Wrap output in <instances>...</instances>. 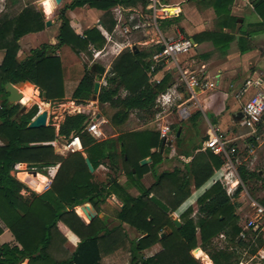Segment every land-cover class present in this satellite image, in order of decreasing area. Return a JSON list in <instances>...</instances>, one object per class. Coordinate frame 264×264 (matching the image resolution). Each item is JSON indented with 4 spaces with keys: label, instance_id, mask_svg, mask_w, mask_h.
I'll return each instance as SVG.
<instances>
[{
    "label": "trees",
    "instance_id": "obj_1",
    "mask_svg": "<svg viewBox=\"0 0 264 264\" xmlns=\"http://www.w3.org/2000/svg\"><path fill=\"white\" fill-rule=\"evenodd\" d=\"M138 1L72 0L60 10L62 23L58 44L33 49L23 59L19 55V42L29 34L45 30L44 14L27 7L16 17L0 18V51L5 52L0 65V139L4 142L0 146V223L20 244V247L2 246L0 264H21L26 260L29 264H102L103 255L120 245L118 232L122 227L110 230L99 217L87 223L85 215L77 208L91 204L101 214L102 206L113 195L124 204L117 215L120 225L127 224L142 234L131 242L130 264H200L191 254L199 242L214 264H239L240 257L234 248L250 246L239 238L242 228L237 209L242 204L233 201L220 183L198 199V221L192 217L193 208H188L180 216L182 226L179 229L170 217L192 196V185L196 189L202 188L225 164L224 159L208 148L211 135L193 155H184L189 158L185 165L188 174L178 169L165 172L149 189L138 187L141 195L133 197L127 194V189L117 179L99 181L89 170L86 159L90 160L94 171L109 161L113 170L119 168L130 182L140 184L143 177L160 162L161 155L152 151L162 146L160 133L134 131L122 133L117 140L98 142L87 130L90 116L86 114L67 115L58 133L52 125L30 129L29 124L40 114L41 108L34 106L18 117L22 107L8 101L6 85L25 82L46 93L48 101L65 100L62 62L56 51L67 46L76 56L88 55L93 61L95 53L91 48L100 50L105 45V38L98 28L88 30L84 36L77 35L66 16L68 10L89 6L104 11L106 19L118 4L135 6ZM232 2L213 0L212 4L221 17L228 15ZM253 7L264 20V0H256ZM105 19L104 25L107 26ZM233 40L231 35L217 33H202L194 37L196 43L210 41L223 50ZM151 57L150 52L128 50L113 62L98 100L100 105H109L117 110L111 118L115 127L122 126L134 111L154 118L158 112V96L173 84L170 75L157 85L151 83L148 75ZM84 68L85 75L72 96L77 104L91 100L94 93L95 76L86 64ZM123 92L127 94L125 97ZM21 103L26 104L25 100ZM58 136L66 139L78 136L85 155L81 152L67 157L58 155L52 145ZM147 158L152 159V164L142 166L141 162ZM16 165L42 174L56 166L59 169L49 190L41 195L32 192L25 196L23 191L28 190L27 187L11 175ZM238 174L247 185L245 167L240 166ZM242 192L243 187L239 186L234 197H239ZM62 227L76 234L81 243L73 253L65 251L63 257H57L53 252H58L62 243ZM166 227L171 228L172 233L161 239ZM3 232L0 226V236ZM221 235L228 242L223 249L214 245L215 239ZM157 244L162 245V251L146 258L144 251ZM256 252L257 249L253 248L252 254Z\"/></svg>",
    "mask_w": 264,
    "mask_h": 264
},
{
    "label": "crops",
    "instance_id": "obj_2",
    "mask_svg": "<svg viewBox=\"0 0 264 264\" xmlns=\"http://www.w3.org/2000/svg\"><path fill=\"white\" fill-rule=\"evenodd\" d=\"M53 1L55 5L62 4L63 7L65 5L71 4L72 2V0H62L60 4H57L55 0ZM43 2L44 0H0V16L7 13L8 11L7 8H9L10 6L12 7V5L19 6L24 4L25 6H34L39 4L44 8ZM255 2L256 0H233V2L228 7L230 11L228 15L224 14L221 17L217 15L213 7L212 4L213 0H140L135 6L118 4L116 7H114L111 10V15L106 19H105L104 11L94 9L89 6L76 8L74 10H68L66 12V16L70 20L71 27L73 28L74 32L77 35L84 36V34L88 30L94 28L99 29V31L105 38V45L100 50L94 47H92L91 49L93 53H95L94 56L95 60H98L99 58L110 59L109 62L110 68L112 67L113 62L125 51L128 50L144 51L139 49L137 47L138 45L141 47H150L145 51L150 52L153 55L155 51L162 48L161 41L167 38L187 37L194 41V37L202 33L227 34L234 37V40L225 50L215 46L214 43L210 41H205L202 43H196L194 41L195 49L193 50V52L194 54L196 55L198 54V55L197 57H194L192 60H188L187 55L181 56L179 58V65L181 71H178L176 69H171L170 71L159 70L153 73L152 75H150L148 72V75L151 79V83H154L155 85L159 84L166 75H171V77L174 78L173 79L174 85L169 86L166 92L158 96L157 100L162 95L168 93H172L174 97L176 96L184 99L185 102H187V107H189V111L191 115L190 119L187 120V122H189L188 124L173 125L169 119L172 113H167L165 109H162L157 104L156 101L157 104L156 109L158 110V112L154 118H148L142 112L134 111L130 114L128 120L124 123V125H122L120 128L117 129L115 128L116 132L114 135H112L110 138L105 137V139H103L105 134L101 129V126L103 124H107V121L105 120L104 116H102L100 113L98 114L92 113V111L86 113L85 109H87L88 106H86V104L89 101H92L91 103L97 106L96 111H99L100 107L103 108L104 106L107 107L109 105H100L98 99L96 101L93 100V95L91 97V100L83 104H77L76 102L73 101L72 99L73 93L80 84L81 80L83 79L85 75V69L78 62V56H76V54L69 47L63 46L56 51V56L59 57L62 62L65 94H66L65 99L74 102L75 103L74 107L77 109L75 110V114H70V115H76V114L89 115L90 116L89 124L97 125V131L92 132L90 134L98 142H102L106 140H117L119 135H121L122 133H130L134 131L149 130L156 133H160V130L163 125L166 124L170 125L171 132L169 134V139L165 140L161 137V139L163 140L162 146L158 150L157 149L152 150L153 152H158L161 155L160 162L153 169H151L149 173H147L143 177L140 184L136 185L130 182L119 168L113 170L109 161H107V164L101 165L97 171H94L96 177L100 178L103 182H107V180L109 179H111L112 181L117 179V181L127 189L128 195L137 197L141 195V191L138 189V187L142 189H149L155 183H157L159 176L165 172H173L175 169H178L182 171L184 174H188L187 167L185 165H187L186 163L189 161L188 160L189 158H186V156L184 155H193V153L196 150H198L200 147L202 148L203 141L210 135L212 137L211 129L218 128L222 133V135H224L227 139L232 141V143L234 142L242 143L245 145L246 148H248L251 151V154L257 153L253 163L247 164L246 167L241 165L245 167L247 171V176H248L247 185H244V183L242 182L237 169V175L239 177L240 183L234 182L233 185L231 184L229 185L230 189L227 188L222 183L225 179V176L228 174L227 169L224 168L226 164L225 163L220 169L215 171L214 176L202 188L196 189L195 186L192 185L191 187L192 198L184 205L183 208H181L180 211L178 212L176 211L170 214V217L173 220H178L182 226L180 216L188 208H193L194 212L192 217L196 221H198L199 220L198 199L202 195H204L210 188H212L216 183H220L225 188L228 195L233 199V201L240 202L242 204L237 209V214L240 217V222L241 223L244 222L245 224L246 218H249L248 221L254 219L255 204H261L264 206V142L261 141V137L258 134L259 127L257 128L255 134H252V131L249 128L248 130L251 131V133L249 134H242L239 130L237 131V129L243 127V125L246 126L243 116V105L245 101L248 99V97L253 93V90L250 89L246 94V97L243 99L238 98L239 93L242 91V88L245 86V84L249 82L250 79H252L253 77L258 76L264 79V52L259 47L260 43L264 42V20H262L260 16L254 11L253 6ZM154 7H156L157 9H170L174 14L168 17H159L155 19ZM247 14L255 16V19L252 18L251 21L247 22L245 18ZM47 16H51V15H47ZM104 19L105 22H107L108 27L104 25ZM58 20L60 24L57 26L58 32L56 37L49 44L46 43V44H42L41 46L58 44L59 29L62 23L59 17ZM245 23H247L246 31L242 29ZM50 27L46 26V28H50ZM44 31L36 34H29L23 37L19 42L20 46L22 45L23 42L26 45H31L32 42L36 40H40L41 38H39V36H42L43 38L44 37L43 34L45 33ZM140 32L144 34L145 40L139 41L137 43L138 45L131 43L130 42L131 34L140 33ZM37 48L32 47L31 50ZM234 48L237 49L238 54L244 58L243 59L244 62L247 63L252 58H254L255 66H256V69L252 72L253 74L239 84H234L233 79L230 80L231 82H228L226 79L227 77L224 69L228 64L221 65L220 63H217L215 58L212 57V55L217 53L224 55L231 54L234 52ZM197 49H199V53H196ZM19 55L21 58V53ZM29 55H26L23 58H26ZM4 56H5V52L0 51V65L3 62ZM196 66L198 67V70L195 69ZM184 76L186 79H190L192 77L193 78L203 77L205 81L209 83H215L216 86L209 89H200V93L194 91L195 94L192 95L187 90V84L183 80L185 79ZM229 76L230 75H228V77ZM104 79L101 82V88ZM29 85H32L35 91L38 92L37 93L38 101L36 100L35 104H37V106L41 108L40 113L44 111L41 104H47L49 106L48 107L49 109L46 110L48 111L47 125L54 126L58 133L60 126L64 122L66 117L62 120L56 118L55 120L58 119L57 122L55 121L54 124H52L51 123L52 116L54 115V113L52 112V106L56 102L41 100L40 96L43 95L41 90L33 84H29ZM23 89L20 90V93H22L24 97ZM126 95H127L126 92L122 94L123 97H125ZM1 103L2 102L0 100V108H1ZM18 105H20L21 107L26 106L23 105V103H21V100L19 101ZM240 107L241 109H239ZM110 108L115 110V113L117 112L116 109L112 107ZM202 112L203 113L208 112L211 115H213L214 121L213 122L203 121ZM225 113H230L232 118L228 119L225 123H223L221 121V115H224ZM114 114L111 116V118L114 116ZM239 114H242V119L237 120V116ZM130 118H135L137 122H141L143 128L142 127L135 128L129 132L119 131V129L129 125L132 122ZM179 121L186 123V121H182L180 119ZM179 132L180 135L178 136ZM64 139L66 138L58 136V139L52 143V145L56 149V152L60 155L70 153V150L67 146L69 142L67 144H63L62 140ZM256 141L259 142L258 147H256L257 146ZM2 145H4V142L2 141V139H0V146ZM80 152L84 154V150ZM147 159L150 160V162L147 165H151L152 159L151 158H147ZM58 169L59 167L51 168L44 175H47L50 178V181L52 182L58 172ZM23 170L26 171L25 169L22 168L20 169V171L13 169L11 175L15 179L20 181V179L16 177V174H18L19 172H24ZM36 173L38 174V172ZM239 186L243 187V192L240 194L239 197H234V194ZM251 190H254L252 195L249 192ZM244 191H246V193L248 194L247 195L248 200L245 198ZM44 192H46V190H43V192L41 193H36V192L35 193L37 195H41ZM161 193L165 194L166 192L161 191ZM107 201L119 207L120 209L118 211H120L124 207V204L115 195L111 196ZM87 205L88 204L79 206L77 210L80 209L82 211V207ZM249 206L250 208L253 207V212L249 211ZM84 215L86 216L85 213ZM97 217L104 220L107 228L110 230H115V228L121 226L120 223H118L116 225H113L111 228H109L106 214L96 213L93 220L96 219ZM0 226L4 230L3 234L0 236V248L4 245H9L10 247L13 246L20 247V244L16 241L14 235L3 224L0 223ZM62 230L64 233L62 235L63 237H61L62 243L59 246V251L53 252V254L57 257H63L65 251L73 253L81 243L80 238L76 234H74L71 231L68 232V230H66L64 227H62ZM263 232L264 229L259 231V234H262ZM171 233H172L171 228L166 227L161 233L160 237L161 239H164L167 236H169ZM141 236L142 234L138 232L136 229L130 227L127 224H123L122 229H120L118 232L120 245L116 249H111V251L108 254L103 255L102 264H129V260H130L129 256L131 254L127 249L130 248L131 242L133 240ZM220 238L222 239L221 240L222 242L228 244L226 238L223 235H221L217 239ZM262 238L263 237L259 236V239ZM245 239L240 238V240L247 242ZM262 240L263 241L261 242V244L258 245L257 252L255 254H252L253 256H251L252 261H250L248 264H263L264 261L262 257L264 256V239ZM253 242H255V240ZM249 244H250L249 247L254 245L251 243ZM219 248L223 249L224 247H219ZM162 249H163L162 245L157 244L154 247L144 251V254L147 252L151 254L154 253L155 251L156 252L155 254L150 255V257H153L156 254L160 253ZM237 249L238 248H234V250ZM197 250H201L204 253V255L209 259L208 261L212 262L210 257L201 248L200 242L198 244V247L194 249L191 252V254L198 261L203 260V258H198L195 255L194 252H196ZM150 257H146V258H150ZM254 260H257L258 263H254ZM244 263H245L244 261L242 262L240 261L239 264H244ZM21 264H29V261L26 260ZM212 264L214 263L212 262Z\"/></svg>",
    "mask_w": 264,
    "mask_h": 264
},
{
    "label": "rangeland",
    "instance_id": "obj_3",
    "mask_svg": "<svg viewBox=\"0 0 264 264\" xmlns=\"http://www.w3.org/2000/svg\"><path fill=\"white\" fill-rule=\"evenodd\" d=\"M27 7H33L34 9H36L37 11H40L44 14L45 16V21L46 23L48 21L52 22V25L50 28H46L45 29V33L43 34V38L42 36H39V38H41L40 40H36L34 42H32L31 45H26L24 42L22 43V45L20 46V53H21V58L20 59H23V57H25L26 55H29L30 53V50L32 47L34 48H37V47H40L42 44H49L51 41L54 40V38L56 37L57 35V26L60 24L59 20H58V17H59V12H60V9L63 7V5H56V9L53 13V15L51 16H47L43 6L41 5H34V6H25L24 4L22 5H19V6H13L12 7L10 6L7 11V13H5L4 15H1L0 18L4 17V16H9V17H16L18 16L25 8ZM246 21L249 22L253 19H255V16L253 15H250V14H247L246 15ZM244 31H246L247 29V23H245V25L243 26L242 28ZM180 37H175V39H179ZM145 40V36L143 33H132L131 34V37H130V42L133 43V44H137L139 41H144ZM20 44V43H19ZM138 45V44H137ZM139 49L141 50H147L149 49L150 47H141V46H137ZM259 47L261 48V50L264 52V42L260 43ZM196 53H199V49L196 50ZM198 55V54H197ZM196 54H194V52L192 51L189 55H187L188 57V60H192L194 57H197ZM234 56V57H233ZM213 58H215V60L217 61V63H220L221 65H224V64H228L224 69H225V74H226V79L228 82H231L230 80L233 79V83L234 84H239V83H242L245 79H247L249 76H251L253 73V71L256 69V66H255V59L252 58L250 61H248L247 63L244 62V58L241 57V55L238 54V51L237 49L234 48V52L231 53V54H228V55H224V54H214L212 55ZM78 62L82 65V67L84 68V64H86L88 67H92V65L94 63H99L103 66L106 67V73H105V79L102 83V86L106 85V77L108 75V73L110 72L111 68L109 67L110 66V59L108 58H102V59H98V60H95L93 59V61L90 59V57L88 55H82L81 57H78ZM85 69V68H84ZM196 70H198V67L196 66L195 67ZM199 69H200V66H199ZM177 73V72H175ZM173 75V74H172ZM228 75H230L228 77ZM95 76V80H96V74H94ZM171 76V75H170ZM172 79H174L172 77ZM179 83V82H178ZM177 84V83H176ZM174 84H172L173 86ZM29 88L28 87H25L23 89V92L25 93L26 97L24 98L25 102H26V106L28 107V111H30L34 106H37V104H35V101L34 98L37 97L38 95L36 94H31V93H27V89ZM34 92V91H33ZM124 94V92L122 93ZM41 100H43V97L40 96ZM175 99L177 100L176 102V105H180V104H183L185 102L184 99L180 98V97H176L175 96ZM23 99H21L22 101ZM34 100V101H33ZM38 101V99H37ZM92 101H89L86 106L87 109H85L86 113H88L89 111H92V113H100L102 116H104L105 120L107 121V124H103L101 126V129L103 130L105 136L103 137V139H105V137L107 138H110L112 135L115 134L116 130L115 128H120V127H115L112 123H111V116L115 113V110L111 109L109 106H104L103 108L100 107L99 108V111H96V108L97 106L96 105H93L91 103ZM46 103V102H45ZM41 106H43L41 104ZM75 103L72 102V101H69L68 99H65L63 101H58L56 103L53 104L52 106V112L54 113V115L52 116V124H54V122L59 119V120H62L64 119L67 115H70V114H75V110H77L75 107ZM77 106V105H76ZM93 106V107H92ZM47 109L49 108H45L44 107V110L46 111ZM241 109V107L239 108ZM96 111V112H95ZM167 112V111H166ZM167 113H172L171 117L169 118L170 119V122L173 124V125H179V124H188L189 122L186 121L185 122H180L179 121V116L177 114V109L175 108V106L171 109L170 112H167ZM202 115H203V121L205 122H213L214 121V116L211 115L210 113L208 112H202ZM56 118H58L57 120H55ZM232 118L231 114L230 113H225L224 115H221V121L223 123H225L228 119ZM132 120V122L119 129V131L121 132H129L131 131L132 129H135V128H139V127H142L143 128V125L141 122H137L135 118H130ZM124 125V124H123ZM240 131L242 134H249L251 133L250 130H248V128H246L245 125H243V127H240L237 129V131ZM258 134L259 136L261 137V141L264 142V122L259 126V129H258ZM70 141V138L68 139H64L62 140V143L63 144H67L68 142ZM257 143V146H259V142L256 141ZM231 145H233L234 147L237 148V154L236 156L234 157V166H235V169L237 171V169L239 168V166L243 165V166H247V164H250V163H253L255 157H256V154H251V151L245 147L244 144L242 143H232ZM55 148V147H54ZM56 151V149H55ZM57 153V152H56ZM58 154V153H57ZM71 154V152L69 153ZM68 153L64 154V155H60L62 157H67L69 155ZM56 167H59V166H56ZM54 167V168H56ZM224 168L227 169V172H232L231 170L228 169L227 165L225 164ZM29 172V171H28ZM33 172V171H31ZM48 172V170L46 171ZM42 176H46L47 178H49L47 175H44L42 173H38ZM19 179V178H18ZM97 179L101 182H103L100 178L97 177ZM22 181V180H21ZM21 183H24V185L27 187L28 190H24L23 193L25 196H29L33 191V193H35L37 191V193H41L42 191V188L43 187H40V186H37L36 188L34 187H30L28 185H26V183L24 181H22ZM32 190H31V189ZM245 192V198L248 200V194ZM251 193V195L253 194L254 190H251L249 191ZM192 198V196L178 209V211L181 210V208L184 207V205ZM244 203H245V200H244ZM252 207V206H251ZM120 208L113 205L112 203L110 202H106L103 206H102V213L103 214H106L107 215V221H108V227L111 228L113 225H116L119 222V220L117 219V215H118V210ZM83 211V210H82ZM177 211V212H178ZM249 211L250 212H253V207L250 208L249 206ZM84 212V211H83ZM82 212V213H83ZM84 214V213H83ZM239 216V215H238ZM84 219L87 221V223H89L90 219H88L87 215L84 216ZM240 219V217H239ZM249 218H246L245 219V224L244 222H240V227L242 228V230L244 229L246 223H248ZM122 227V225H121ZM122 229V228H121ZM247 236H246V241L251 243V244H254L252 245L251 247H248V248H238L236 250L237 254L239 255V261H244L245 263L244 264H248L250 261H252L251 259V256L252 255V250L251 248H255L257 249L258 248V245L261 244V242L263 241L262 239H264V232L262 234H259V232H257L255 229H249L247 232H246ZM258 235V236H257ZM259 236L263 237L262 239H259ZM240 238V236H239ZM222 239H215L214 241V245L216 247H225L226 243L222 242L221 241ZM255 240V242H253ZM228 243V242H227ZM257 245V246H256ZM129 250L130 252V248L127 249ZM156 252L154 251V253H143L146 257H150V255H153L155 254ZM195 258V257H194ZM126 259V258H125ZM129 259L131 260V255L129 256ZM196 259V258H195ZM130 260H129V264H130ZM200 261V264H206L203 260H199ZM126 262V261H125ZM254 263H258L257 260H254Z\"/></svg>",
    "mask_w": 264,
    "mask_h": 264
},
{
    "label": "built area",
    "instance_id": "obj_4",
    "mask_svg": "<svg viewBox=\"0 0 264 264\" xmlns=\"http://www.w3.org/2000/svg\"><path fill=\"white\" fill-rule=\"evenodd\" d=\"M160 13V14H159ZM174 13L170 9H157L154 7V17L155 19L159 17H168ZM162 48L154 52L150 59L149 74L161 70L170 71L171 69H176L181 71L179 65V58L181 56L189 55L195 49V43L192 39L187 37H180L179 39L167 38L161 41ZM185 78V76H184ZM187 84V90L192 95L195 94V88L199 89H209L216 86L215 83H209L205 81L203 77L183 79ZM252 89L253 93L248 97L243 105V116L244 121L247 126L255 134L257 128L264 122V79L261 77H253L249 82L245 84L242 91L239 93L238 98H245L248 91ZM177 100L172 93L162 95L158 100L157 104L165 111L170 112L175 106L177 109V114L182 121H187L190 119L189 107H187V102L176 105ZM89 133L97 131L96 124H89L87 127ZM171 132L170 125H163L160 133L161 137L165 140L169 139V134ZM212 137L208 142V148L215 154L224 159L227 167L232 172H229L224 181L222 182L227 188L229 185H233L234 182L239 181L237 171L234 166V157L237 154V148L234 147L232 141L227 139L218 128H212ZM71 153H76L84 150L81 139L78 136H72L69 143L67 144ZM14 167L17 171H20L22 167L16 165ZM23 169V168H22ZM28 171V170H26ZM31 172V171H30ZM34 172V171H33ZM31 172V173H33ZM53 182V181H52ZM52 182L44 188V190H49ZM230 189V188H229ZM255 217L254 219L246 223L244 229L240 234L241 239H245L246 232L249 229H255L256 231H261L264 229V206L261 204H255ZM264 261V256L262 257ZM264 263V262H263Z\"/></svg>",
    "mask_w": 264,
    "mask_h": 264
},
{
    "label": "water",
    "instance_id": "obj_5",
    "mask_svg": "<svg viewBox=\"0 0 264 264\" xmlns=\"http://www.w3.org/2000/svg\"><path fill=\"white\" fill-rule=\"evenodd\" d=\"M57 4H60L62 2V0H55ZM52 25V22L48 21L46 23L47 27H50ZM106 67L99 64V63H94L91 67V72L93 74H96V81L94 84V93H93V100H97L98 96L100 94V89H101V82L104 79V75L106 73ZM31 84L30 82H25V83H18L17 85H13L11 83H8L6 85V92L9 94L8 97V101L10 104L12 105H18L19 101L23 98V94L20 93V90H22V88H24L26 85ZM195 91L197 93H200V89L199 88H195ZM43 100L46 101L47 100V94L43 93L42 95ZM28 107L27 106H22L18 117L21 115H24L26 113H28ZM242 119V114H239L237 116V120ZM47 120H48V111H43L42 113H40L28 126V128L30 129H40V128H44L47 127ZM181 132V131H180ZM180 132L178 134V136L180 135ZM87 165L89 167V170L94 173V168L90 162L89 159H86ZM150 162L149 159H145L141 162V165H147ZM34 174H37L35 171L33 172ZM82 210L84 211V213L87 215L88 219H90V221L93 220L94 216L96 215V210L94 209V207H91V204H88L87 206L82 207ZM172 219V218H171ZM173 220V219H172ZM173 223L175 224V226L179 229L181 228V223L178 220H173Z\"/></svg>",
    "mask_w": 264,
    "mask_h": 264
},
{
    "label": "bare ground",
    "instance_id": "obj_6",
    "mask_svg": "<svg viewBox=\"0 0 264 264\" xmlns=\"http://www.w3.org/2000/svg\"><path fill=\"white\" fill-rule=\"evenodd\" d=\"M43 4H44V8H45V11H46L47 15H52L54 13L55 8H56V5H55L54 1L53 0H44ZM46 5H47V7H46ZM28 86H29V88L26 90L27 93L36 94V91H35L34 87L32 85H29V84L26 85L25 87H28ZM25 97H26V95L24 93L23 100H24ZM37 99H38V97L34 98V100H37ZM42 105H43L42 106L43 109H44V107L45 108L49 107L47 104H42ZM16 177L19 178L20 181L21 180L24 181L26 183V185H28L30 187L31 186L34 187V188H36L37 186L43 187L41 192H43L44 188L50 183V178L48 179V178H46V177H44V176H42L40 174H34V173H31V172H28V171L19 172L18 174H16ZM36 193H37V191H36ZM194 253H195V255L198 258H203L205 263L212 264V262L208 261L209 259L204 255V253L201 250H197Z\"/></svg>",
    "mask_w": 264,
    "mask_h": 264
},
{
    "label": "clouds",
    "instance_id": "obj_7",
    "mask_svg": "<svg viewBox=\"0 0 264 264\" xmlns=\"http://www.w3.org/2000/svg\"><path fill=\"white\" fill-rule=\"evenodd\" d=\"M46 7H47V5H46Z\"/></svg>",
    "mask_w": 264,
    "mask_h": 264
}]
</instances>
